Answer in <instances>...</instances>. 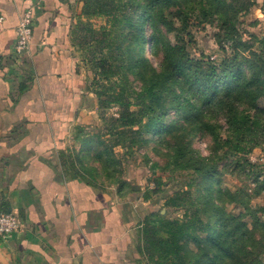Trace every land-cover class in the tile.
Masks as SVG:
<instances>
[{
	"label": "trees",
	"instance_id": "obj_1",
	"mask_svg": "<svg viewBox=\"0 0 264 264\" xmlns=\"http://www.w3.org/2000/svg\"><path fill=\"white\" fill-rule=\"evenodd\" d=\"M79 1L82 3L80 16L70 38L77 50H84L83 57L91 66L92 84L97 87L93 90L88 84L86 89L96 97L104 131L88 135L81 126L74 128L78 149L73 146L58 151L63 175L103 191L107 186L97 183V177H102L104 183L115 185L121 193L125 182L113 177L116 172L120 173L115 168L121 164L115 154L117 148L129 154L135 147L147 143V136L170 130L164 124L167 108L162 105L161 93L174 99L175 109L192 121L196 118L202 122L207 118L205 113L217 109L224 116L227 136L222 138L214 133V145L208 156L192 147L188 134L180 135L170 146L172 158L165 167L174 166L195 175L185 188L165 201L167 207L183 209L182 217H145L137 229L136 248L147 264H193L194 257L196 262L221 264L223 248L230 253L231 259H227L230 264H237L236 256L246 257L249 264H264L253 255V248L247 251L248 242L254 243L250 231L261 232L264 220L253 214L249 228L241 216L226 213L223 205L210 201L213 211L209 215L214 216L211 223L204 214L207 209L198 207L197 197L191 190L199 183L210 187L217 180L218 164L224 160L246 170L250 166L246 156L255 148L264 147V115H251L247 108H256L257 100L264 97V38L251 35L243 40L240 31V17L250 11L255 0ZM191 7L200 20H216L214 39L223 53L219 63L202 55L191 57L179 35L172 43L159 29L158 22L165 21V10L170 14L168 10L176 8L175 13L184 19L180 27L173 24L168 30L184 31ZM94 17L106 18L107 25L96 29L90 22ZM145 26L150 27L148 39H145ZM146 48L157 58L156 65L146 55ZM131 63L135 75L145 82L139 90L129 86L127 72ZM112 105L118 106V117L107 115L106 110ZM242 105L246 107L241 108ZM199 129L194 125L190 134ZM93 139H96V151L90 157L84 153V147ZM87 157L98 166L86 165ZM258 178L259 174L256 193L264 191V178L261 181ZM213 192L219 193L220 189L214 188ZM3 210L10 212L7 208ZM257 211L264 212V207ZM188 239L199 248L209 245L215 257L203 259L201 249L197 253L188 250L184 244Z\"/></svg>",
	"mask_w": 264,
	"mask_h": 264
},
{
	"label": "crops",
	"instance_id": "obj_2",
	"mask_svg": "<svg viewBox=\"0 0 264 264\" xmlns=\"http://www.w3.org/2000/svg\"><path fill=\"white\" fill-rule=\"evenodd\" d=\"M79 0H0V212L19 228L0 239V264H147L137 251L134 197L63 175L58 151L95 119L96 98L70 34ZM32 8V38L14 51ZM143 219V218H142Z\"/></svg>",
	"mask_w": 264,
	"mask_h": 264
},
{
	"label": "rangeland",
	"instance_id": "obj_3",
	"mask_svg": "<svg viewBox=\"0 0 264 264\" xmlns=\"http://www.w3.org/2000/svg\"><path fill=\"white\" fill-rule=\"evenodd\" d=\"M168 11H170V14L166 10L164 12L165 21L163 19V21L158 22V27L163 32L164 37H167L170 42L174 43L176 41L175 37L179 35L191 57L198 58L202 55L216 63L221 61L223 53L216 45L214 39L217 33L216 20L213 22L200 20L195 8L191 7L187 15V26L184 31L178 33L169 31L168 28L173 24L175 27H180V21L184 18L178 15L177 12L175 13L176 8H170ZM240 21L242 22L240 31L243 40H248L251 35L264 38V0H255V5L246 15L240 17ZM90 22L96 29L107 25L106 18L104 17H94L90 19ZM144 31L146 34L145 39H148L150 27L145 26ZM76 51L79 57L78 66L82 67L83 71L85 70L89 73L87 83L95 90L97 86L92 84V70L89 63L83 57L84 50L79 51L76 49ZM145 53L156 65L157 58L150 53L149 48H146ZM133 55L137 56L136 54ZM132 68L133 64L131 63L127 72L130 80L129 86L139 90L144 86L145 82H142L139 76L135 75L136 70ZM160 97L161 101L163 100L162 105L167 108L164 124L168 125L170 130L162 132L158 136H147L148 142L135 147L129 154H126L125 150L120 148H117L115 152L116 156L121 159V164L120 166H115L116 169H119L120 173L116 172L113 177L116 176L117 179L125 182V185L121 187L122 196L135 198L138 219H141L139 223H142L143 219L147 216L153 219L158 217L168 219L182 217L183 209L171 208L165 205L168 197L185 188L195 177L191 171L176 169L174 166L165 167L172 158L170 146L180 139V135H191L190 142L192 147L203 156L210 154L214 145L213 135H215V132L222 138L227 136V125L224 116L217 109H212L208 113H205L207 118H204L202 122H199L196 118L192 121L191 118L183 116L181 111L175 109L174 99L162 93ZM245 107L246 105L241 106V108ZM247 108L251 115H264V97L257 100L256 108H249L248 106ZM95 110V119L81 126L88 135H95L104 131L103 123L98 113L99 110L98 108ZM106 112L107 115L110 114L109 108ZM205 123H209L210 126H206ZM194 125L195 127L198 125L200 129L190 134ZM95 140L93 139L92 143L84 147V153H88L90 157L96 151ZM90 157L84 160L85 164L97 167V162L91 160ZM246 158L248 164H250V166H246V170L239 169L235 167V164L224 160L218 164L216 172L217 180L215 179L210 187L199 183L196 188L191 189L194 191V197H197L196 202L198 207L200 209H207L204 214L211 223H213L212 219L214 216L209 215L213 211L211 210L212 204H210V201L223 205L221 207H223L226 213L241 216V219L246 222L249 228H251L253 214L261 221L264 220V212L257 211L259 207H264V191L256 193L258 187L256 175L259 174L258 181L264 178V163L261 162L264 159V147L255 148ZM97 183H101L107 187L113 185L107 181L104 183L102 177H97ZM214 188L220 189V192L214 194ZM259 228L262 229V227ZM250 232L254 237V243L248 242L247 251L253 248V255L258 256L263 263L264 229L258 234L253 233L252 230ZM184 244L188 250L194 253H197L198 249H201L200 256L203 259H211L216 255L209 245L206 248H199L191 239L185 240ZM222 251L224 259L221 261V264H230L231 262L227 260L231 259L229 251L224 250V248ZM196 260L197 257H194L193 264H205L203 260L199 262H196ZM236 260L237 264H249L250 262L244 256H236Z\"/></svg>",
	"mask_w": 264,
	"mask_h": 264
},
{
	"label": "built area",
	"instance_id": "obj_4",
	"mask_svg": "<svg viewBox=\"0 0 264 264\" xmlns=\"http://www.w3.org/2000/svg\"><path fill=\"white\" fill-rule=\"evenodd\" d=\"M4 21L0 14V26ZM33 12L32 8H26L15 27L14 51L16 54L23 53L29 46L32 38ZM110 115L118 117L119 108L112 105L109 108ZM264 163V159L261 160ZM19 228V219L13 212H0V239H8Z\"/></svg>",
	"mask_w": 264,
	"mask_h": 264
}]
</instances>
